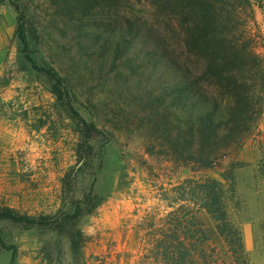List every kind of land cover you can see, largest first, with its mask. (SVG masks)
<instances>
[{"label": "trees", "instance_id": "obj_1", "mask_svg": "<svg viewBox=\"0 0 264 264\" xmlns=\"http://www.w3.org/2000/svg\"><path fill=\"white\" fill-rule=\"evenodd\" d=\"M15 7L23 45L19 66L24 71L26 60L31 61L28 40L38 44L41 37L35 26L25 27V12ZM158 14L151 19L131 12L111 18L95 14L94 64L42 61L31 66L46 78L61 109L72 111L71 102L83 95L92 115L87 119L76 113L81 123L76 165L61 178L63 191L72 196L62 195L53 211L35 215L8 206L0 209V219L56 234L41 243L43 264H62L66 246L71 264H87L83 246L89 237L80 219L102 198L92 185L78 196L75 184L90 142L137 135L144 154L169 163L173 172L189 167L197 173L238 153L258 128L264 112V52L253 30L251 0H162ZM166 169L163 163L158 166L152 173L157 180L150 182L160 204L144 209L135 224L142 232L141 263L226 264L216 236L236 261L250 264L224 183L193 175L165 181ZM221 175L233 187V168Z\"/></svg>", "mask_w": 264, "mask_h": 264}, {"label": "rangeland", "instance_id": "obj_2", "mask_svg": "<svg viewBox=\"0 0 264 264\" xmlns=\"http://www.w3.org/2000/svg\"><path fill=\"white\" fill-rule=\"evenodd\" d=\"M5 1L17 12V23L11 41L14 61L0 75V209L8 206L35 215L53 211L62 195L72 196L63 191L61 178L76 165L74 148L81 138L76 113L87 119L92 115L83 95L78 96V102H71L72 111L61 109L46 78L31 66L42 61L54 65L94 64L95 14L111 18L131 12L151 19L159 15L162 0ZM251 3L253 30L264 52V0ZM15 4L25 12V27L35 26L41 37L38 44L28 40L31 61L26 60L28 70L24 71L19 66L23 45L16 32L21 21ZM104 140L100 137L85 147L86 161L75 184L78 196L92 185L93 192L102 198L92 213H84L80 219L89 237L83 246L87 264H135L140 259L142 232L135 224L144 209L160 204L152 195L155 190L150 182L162 163L168 166V176L162 177L165 181L176 182L191 175L221 180L229 189L230 215L241 230L249 263L264 264V112L258 128L238 153L226 157L219 167L197 173L189 167L173 172L169 163L144 154L142 139L137 135L123 134L116 142ZM144 159L148 162L145 167ZM226 168H233V187L221 175ZM55 237L54 232L43 234L36 226L0 219V264H10L14 254L13 264H43L41 243ZM214 241L226 264H245L236 261L218 237ZM63 258L62 264H71L68 246Z\"/></svg>", "mask_w": 264, "mask_h": 264}, {"label": "crops", "instance_id": "obj_3", "mask_svg": "<svg viewBox=\"0 0 264 264\" xmlns=\"http://www.w3.org/2000/svg\"><path fill=\"white\" fill-rule=\"evenodd\" d=\"M16 23L17 12L6 1L0 2V75H3L4 68L14 61L15 52L11 41L15 32ZM1 99H7V96ZM139 256L140 259L135 264H149V260L147 263H141L143 254H139ZM150 264L157 263L150 260Z\"/></svg>", "mask_w": 264, "mask_h": 264}]
</instances>
